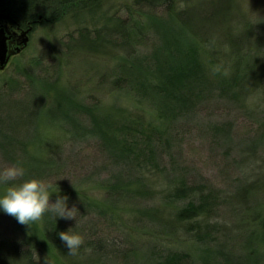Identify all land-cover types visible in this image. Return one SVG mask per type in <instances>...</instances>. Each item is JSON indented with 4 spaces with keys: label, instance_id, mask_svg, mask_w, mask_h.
Instances as JSON below:
<instances>
[{
    "label": "trees",
    "instance_id": "16d2710c",
    "mask_svg": "<svg viewBox=\"0 0 264 264\" xmlns=\"http://www.w3.org/2000/svg\"><path fill=\"white\" fill-rule=\"evenodd\" d=\"M101 2L0 0V24L7 21L36 28L71 14L92 16ZM233 7L227 0H132L123 7L127 17L102 19L99 27L80 31L73 46L85 56L104 55L110 45L115 49L119 36L122 51L109 81L114 91L127 92L132 101L127 108L87 104L79 91L57 83L48 89L32 78L30 92L16 91L21 98L10 105L16 115L8 119L7 133L0 126V152L11 165H21L25 175L6 186L60 175L67 168L61 158L64 147L92 141L112 172L97 183L80 179L79 192H89L92 185L100 197L78 192L68 199V206L106 220L125 246L143 249L131 260L128 250L114 238L84 239L78 254L68 255L70 250L59 233L73 229L72 223L54 220L48 212L36 241L22 227L23 241L2 246V264H45V259L47 264H108L114 255L123 259L117 264H189L191 258L200 264H264V219L250 213L252 208H264V188L259 185L263 176L229 194L207 184H189L178 174L169 181L168 172L160 169L161 149L169 145L173 128L194 118L214 93L238 104L255 98L260 90L262 69L252 70L259 61L245 52L254 42L231 23ZM142 9L153 14L137 15ZM148 34L156 40L154 47L148 52L138 50L139 40ZM225 46L230 48L226 53ZM23 97L30 112L20 106ZM259 144L249 154L254 155ZM260 172L262 168L256 173ZM219 203L229 206L241 220L233 226L214 222L212 213ZM246 221L251 222V230ZM217 234L222 242L209 246ZM174 240L194 242L199 253L172 248ZM148 244H166L167 257L158 261L146 249Z\"/></svg>",
    "mask_w": 264,
    "mask_h": 264
},
{
    "label": "rangeland",
    "instance_id": "374dc122",
    "mask_svg": "<svg viewBox=\"0 0 264 264\" xmlns=\"http://www.w3.org/2000/svg\"><path fill=\"white\" fill-rule=\"evenodd\" d=\"M101 1L100 9L95 15L71 14L59 22H45L33 28L28 46L12 56L6 68L0 71V126H4L5 133L9 128L8 119L16 115L14 108L10 105L16 104V101L21 98L16 91L22 90L21 95L30 92L28 81L31 78L37 79V84L40 83L46 88L57 83L56 85H64L70 91H79L78 96H82L81 99L87 104L98 103L105 108L111 106L127 108V105L132 103L127 92L114 91L109 81L110 74L112 72L113 75L115 74L114 71L122 51L119 47V36L116 40V48L108 46L107 50L103 51L106 52L104 55L85 56L77 52L73 46L80 31L99 27L102 19L127 17V12L123 7L125 8L132 2V0ZM227 1L234 6L231 23L239 32L250 36L254 42L245 48V52L251 59L259 61L252 70L257 72L262 69L260 90L255 93V98H248L246 102L238 104L226 101L214 93L199 108L194 118L181 121L173 128L168 136L169 145L161 149L164 153V161H161L160 169L168 172L169 181L173 179L174 174H178L189 184H207L213 189L233 194L248 182L257 183L260 176L263 178L259 185L264 188V0ZM159 12L162 16L163 13ZM145 13L151 14L152 12L142 9L137 15ZM3 35L8 37L7 30H4ZM155 43L153 34H148L139 40L138 50L151 51ZM225 49L226 53L230 48L227 46ZM25 97L19 103L24 110L30 112L31 108L26 106L28 99H24ZM259 142L258 148L252 151L254 155L249 154L252 146ZM61 158L64 159L67 168L60 175L44 180L53 186L50 190L53 192L50 197L51 203L55 202L57 195L75 198L73 194L79 192L76 186H79L83 179L87 183L90 180L97 183L107 173L112 172L108 169L109 162L106 157L98 145L92 141L67 144ZM248 158L253 159L251 163ZM7 166H11V163L0 152V170ZM261 168L262 172L256 173ZM83 185L86 187L85 184ZM7 187L6 184H0V196L4 195ZM88 187L91 188L89 192L82 189L79 193H88L94 198L100 197L99 189L92 185ZM261 195L264 196V190L261 191ZM145 204L153 205V202L147 201ZM179 205L185 206V204ZM247 208H251V205ZM252 210L253 212L250 213L255 212L261 215V220L264 219V208L260 207L255 211L252 208ZM78 212L76 219H71L69 222L72 223L74 231L80 233L84 239L114 238L122 245V249L128 250L126 253L129 252L131 260L143 249V247L134 249L125 246L124 239L106 220L91 212L84 213L81 210ZM246 215H249L248 210L245 214L248 218ZM212 216L214 222L218 221L224 226H233L241 220L238 213L221 203L217 205ZM246 226L250 230L253 228L250 221H246ZM22 227L26 229V235H32L35 241L37 235L43 233L42 221L30 226L21 225L14 217L0 209V251L2 246L5 247L14 241H23ZM210 241L209 246L217 247L222 242V238L217 234L212 236ZM182 243L174 240L171 247L191 255L199 253L194 242ZM166 246V244H148L146 249L159 261L168 255ZM195 261L191 258L189 264H200ZM122 262L123 259L115 255L108 259V264ZM0 264H2L1 259Z\"/></svg>",
    "mask_w": 264,
    "mask_h": 264
},
{
    "label": "clouds",
    "instance_id": "9594fccd",
    "mask_svg": "<svg viewBox=\"0 0 264 264\" xmlns=\"http://www.w3.org/2000/svg\"><path fill=\"white\" fill-rule=\"evenodd\" d=\"M25 170L19 164H13L0 170V184H8L24 177ZM52 185L40 179L24 180L22 183L12 184L7 187L3 196H0V209L9 216L14 217L21 225L30 226L42 221L44 215L52 213L53 219H76L79 214L75 205L68 206V197L59 196L54 203L50 202L53 192ZM59 192V191H58ZM59 238L70 250L68 255L75 256L84 243L81 234L69 229L60 232ZM91 252V249H87ZM45 264L47 261L45 259Z\"/></svg>",
    "mask_w": 264,
    "mask_h": 264
},
{
    "label": "water",
    "instance_id": "95a60500",
    "mask_svg": "<svg viewBox=\"0 0 264 264\" xmlns=\"http://www.w3.org/2000/svg\"><path fill=\"white\" fill-rule=\"evenodd\" d=\"M32 30H33L32 25L28 24L27 29L21 32V41L18 44L19 46L15 50H10L8 48V43H7L8 37L7 38L4 37L3 35L4 29L3 27H1V30H0V71H3L6 68L12 56L20 53L28 46V43L30 41L29 34L32 32Z\"/></svg>",
    "mask_w": 264,
    "mask_h": 264
},
{
    "label": "flooded vegetation",
    "instance_id": "af4514ba",
    "mask_svg": "<svg viewBox=\"0 0 264 264\" xmlns=\"http://www.w3.org/2000/svg\"><path fill=\"white\" fill-rule=\"evenodd\" d=\"M0 26L1 27L4 26L3 29L7 30V32L9 33L8 41H7L8 48L10 50H15L19 46L18 44L21 41V32L23 30H26L27 28H24L21 25L16 24V23H9L7 21L2 23V24H0ZM30 34H29V36H30Z\"/></svg>",
    "mask_w": 264,
    "mask_h": 264
},
{
    "label": "bare ground",
    "instance_id": "6f19581e",
    "mask_svg": "<svg viewBox=\"0 0 264 264\" xmlns=\"http://www.w3.org/2000/svg\"><path fill=\"white\" fill-rule=\"evenodd\" d=\"M33 31V30H32Z\"/></svg>",
    "mask_w": 264,
    "mask_h": 264
}]
</instances>
